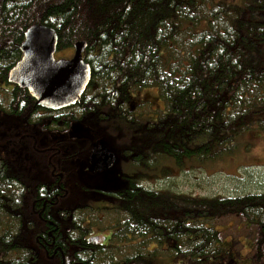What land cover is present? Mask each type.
<instances>
[{
    "label": "trees",
    "instance_id": "obj_1",
    "mask_svg": "<svg viewBox=\"0 0 264 264\" xmlns=\"http://www.w3.org/2000/svg\"><path fill=\"white\" fill-rule=\"evenodd\" d=\"M33 24L53 27L59 50L87 42L91 81L76 104L40 108L9 81ZM149 88L164 108H132ZM0 104L40 148L62 152L24 139L0 146V264H264V193L202 196L174 184L235 153L242 134L264 132V0H0ZM145 110L154 117L137 116ZM86 118L99 136L78 128ZM102 140L116 163L89 174ZM74 156L86 163L78 174ZM84 173L112 185L102 201L73 202L93 188ZM160 180L172 186L152 185ZM96 228L112 231L97 242Z\"/></svg>",
    "mask_w": 264,
    "mask_h": 264
},
{
    "label": "rangeland",
    "instance_id": "obj_2",
    "mask_svg": "<svg viewBox=\"0 0 264 264\" xmlns=\"http://www.w3.org/2000/svg\"><path fill=\"white\" fill-rule=\"evenodd\" d=\"M72 52L73 49L71 47L60 49L57 51L56 57L68 56L71 55ZM147 100L151 102L154 110H162L164 108L163 101L160 99L158 91L155 88L134 92L132 94L130 106L136 108L137 105ZM137 116H139V118L148 116L154 117V113L149 114L145 110L140 111ZM91 121L92 120L88 118L83 119L77 126L83 132L89 128L93 134L99 136L97 131L100 129L94 126V123L92 124ZM65 135L66 134L61 133L58 137L64 139V149L67 151L68 143L65 144V142H67L68 137H64ZM41 138L42 137L37 135V140H41ZM240 138L241 147L235 153L232 152L217 161L209 162L205 166V169L202 170H193L188 167L187 170L180 171L174 183L175 187L180 188L182 191L202 196H238L247 193H264V132L258 133L255 131L252 134H242ZM249 139L252 141V146L249 150H245L246 142H248ZM30 143L32 142L30 141ZM57 150L62 153L61 149ZM70 161L72 169L76 171L77 174V170H81L86 164L83 163V161H78L76 156ZM80 179L85 185L90 183L94 184L92 185L93 188L89 189V193L85 194L86 196L82 193H78V196L75 197L78 198L77 201L73 199L75 204H79L81 202L79 198L82 197V203L87 202L86 204L97 202L98 200L102 201L101 196L107 194L105 190L112 189V185L101 180L99 176L87 177L86 173H84V175L80 176ZM152 185L156 187L172 186V182L170 180H160ZM63 200L65 202H72V197H65ZM232 224L233 223H231V225ZM240 226L242 227V225ZM106 234H108L107 231ZM243 237L244 236H241V239L247 244ZM91 240L101 242L103 241V235L93 236ZM246 251L245 247L242 252L245 253Z\"/></svg>",
    "mask_w": 264,
    "mask_h": 264
},
{
    "label": "water",
    "instance_id": "obj_3",
    "mask_svg": "<svg viewBox=\"0 0 264 264\" xmlns=\"http://www.w3.org/2000/svg\"><path fill=\"white\" fill-rule=\"evenodd\" d=\"M70 59H56L58 34L48 25L33 24L25 31L21 45L23 56L10 70V80L27 88L36 104L58 110L77 103L91 81L92 69L84 60L85 40L74 45ZM116 161V154L103 142L93 144L88 170L109 169Z\"/></svg>",
    "mask_w": 264,
    "mask_h": 264
},
{
    "label": "flooded vegetation",
    "instance_id": "obj_4",
    "mask_svg": "<svg viewBox=\"0 0 264 264\" xmlns=\"http://www.w3.org/2000/svg\"><path fill=\"white\" fill-rule=\"evenodd\" d=\"M65 58H70V57L65 56ZM11 83H13V82H11ZM1 104H0V106H1ZM35 105H36V103H35ZM20 123H21V119L17 118L14 115L7 114L5 111L0 109V146L4 150H8L9 148H11V147H9L10 145H16V143L20 144V141L22 139H24V140H26L25 146L27 149H28V146L30 144L33 151H36L37 153L40 151L45 152L44 150H47L48 154L52 153V157L55 155L59 156L60 152L57 150L58 148L55 147L54 145L48 144L47 147L40 148L39 143H38L39 140H37V135H36L37 133H36L35 129L32 130V127H31L30 129H28L29 131L22 130V127L20 128ZM30 141L32 143H30ZM57 174H59L60 180L63 181L64 174L62 172H59ZM59 182L60 181L57 182L58 187L60 186ZM66 189H67V187H66ZM50 234H51V232H50ZM102 234L103 233L101 231H98L94 235L99 236ZM49 246L50 247L48 249L52 248V250H47V251L48 252L51 251V254L49 256L51 259L56 258L55 260H57V259H59L61 254H64L63 250L61 249V245L60 246L56 245L55 239L53 240V242L51 244H49ZM77 250L81 251L82 249L76 248V250L74 252H77ZM61 259H62L63 264H65V257L63 256ZM72 264H79V263L75 262Z\"/></svg>",
    "mask_w": 264,
    "mask_h": 264
},
{
    "label": "bare ground",
    "instance_id": "obj_5",
    "mask_svg": "<svg viewBox=\"0 0 264 264\" xmlns=\"http://www.w3.org/2000/svg\"><path fill=\"white\" fill-rule=\"evenodd\" d=\"M92 75V74H91Z\"/></svg>",
    "mask_w": 264,
    "mask_h": 264
}]
</instances>
